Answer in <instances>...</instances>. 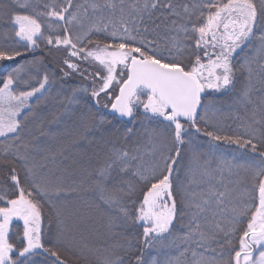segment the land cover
I'll use <instances>...</instances> for the list:
<instances>
[{
  "label": "snow or ice",
  "instance_id": "obj_1",
  "mask_svg": "<svg viewBox=\"0 0 264 264\" xmlns=\"http://www.w3.org/2000/svg\"><path fill=\"white\" fill-rule=\"evenodd\" d=\"M67 254L264 264V0H0V264Z\"/></svg>",
  "mask_w": 264,
  "mask_h": 264
},
{
  "label": "rangeland",
  "instance_id": "obj_2",
  "mask_svg": "<svg viewBox=\"0 0 264 264\" xmlns=\"http://www.w3.org/2000/svg\"><path fill=\"white\" fill-rule=\"evenodd\" d=\"M226 124L231 125V121H227ZM235 125H232L231 127L225 126L224 127V132L228 133L230 132ZM218 155L222 156L223 158L226 159H232V157L235 155L239 157V152L235 151L233 148L230 147H223L218 151Z\"/></svg>",
  "mask_w": 264,
  "mask_h": 264
},
{
  "label": "trees",
  "instance_id": "obj_3",
  "mask_svg": "<svg viewBox=\"0 0 264 264\" xmlns=\"http://www.w3.org/2000/svg\"><path fill=\"white\" fill-rule=\"evenodd\" d=\"M54 227L55 225H53V228ZM85 239L86 240L92 239V237L88 234V232H85ZM67 258L69 259L70 264H83V261L77 259L75 256H72L71 254H67Z\"/></svg>",
  "mask_w": 264,
  "mask_h": 264
}]
</instances>
